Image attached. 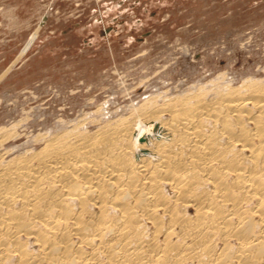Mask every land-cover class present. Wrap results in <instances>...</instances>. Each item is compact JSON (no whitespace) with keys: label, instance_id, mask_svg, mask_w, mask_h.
Segmentation results:
<instances>
[{"label":"bare ground","instance_id":"bare-ground-1","mask_svg":"<svg viewBox=\"0 0 264 264\" xmlns=\"http://www.w3.org/2000/svg\"><path fill=\"white\" fill-rule=\"evenodd\" d=\"M165 92L0 127V264H264V78Z\"/></svg>","mask_w":264,"mask_h":264},{"label":"rangeland","instance_id":"rangeland-1","mask_svg":"<svg viewBox=\"0 0 264 264\" xmlns=\"http://www.w3.org/2000/svg\"><path fill=\"white\" fill-rule=\"evenodd\" d=\"M263 68L264 0H0V127L19 124V151L58 118L112 120Z\"/></svg>","mask_w":264,"mask_h":264}]
</instances>
